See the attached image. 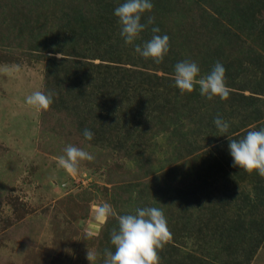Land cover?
Instances as JSON below:
<instances>
[{"label": "rangeland", "instance_id": "obj_1", "mask_svg": "<svg viewBox=\"0 0 264 264\" xmlns=\"http://www.w3.org/2000/svg\"><path fill=\"white\" fill-rule=\"evenodd\" d=\"M157 1L0 0V264H264V0Z\"/></svg>", "mask_w": 264, "mask_h": 264}, {"label": "trees", "instance_id": "obj_2", "mask_svg": "<svg viewBox=\"0 0 264 264\" xmlns=\"http://www.w3.org/2000/svg\"><path fill=\"white\" fill-rule=\"evenodd\" d=\"M144 1H145V4H143L142 7L147 11V12H145L146 14L145 13L141 14V16H144V18H143V30H144V32L146 34L149 33L152 36H156V35L162 34L164 26H165V21L163 20V16L162 15L160 16V13H157V11H158L157 7L160 6L158 4V1L157 0H144ZM235 1L236 0H234L233 2H232V0H209V3L212 5V9L214 11H213V13L209 12L207 17L204 18L205 22L203 24V27L207 28V25H209V23L210 24H214V23L218 22L220 24V22L217 20V18L215 16L218 14L219 17L222 18L221 13L224 14V12H228V10H230L232 8L233 3L236 4ZM230 6H231V8H230ZM237 9H239V8H237ZM234 10H235V8H234ZM245 10H244V13H245ZM242 12H243V10H242ZM238 17H239V15H237L236 19ZM220 26H222V25L220 24ZM183 28H184L183 31L186 34L189 35V37H187V39L189 41H191V43L194 42V41H196L198 43L201 40L202 35H200V33L199 34L195 33L194 29L190 25L187 26L185 24V26ZM192 30H193V32H192ZM231 40H233V39H231ZM230 41L228 39L226 40V43L230 44V47L232 49L230 55L238 54L239 57L246 58L245 55L240 52L243 49V46L241 45V42L239 40L238 41H234L233 40L231 42ZM104 59L106 61H109V60L106 59V57H104ZM230 65L231 64L227 61L225 67H227V66L229 67ZM102 66L105 67L104 72H105L106 76L111 80V82H114L116 80V78H117V75H112L111 76V69L114 68V67L113 66L111 67L110 65H105V64H103ZM232 67H235V59H233V63L231 65L230 69ZM120 79L122 80V78H120ZM161 83H162V80H161ZM146 90H147L146 92H151L148 95L150 97L153 94L156 93V88L152 87V86H149ZM146 92H144V93H146ZM163 93H164L163 95L160 94V96L157 97L156 103H154V102L152 103L151 100H150V97L148 98V96L143 98V99H149L150 100V101H148V100H144V101L148 102V105L151 106L150 107L151 109L150 108L149 109L146 108V106L144 105L143 109L141 110L140 113H139V111H136L134 113H130V115H128V116H125L124 114L122 115L121 121L127 123L126 124L127 125L126 129L129 128L127 130L128 132H126L129 135L125 136V138L127 140H129V141H131L133 143H136V142H134V137L131 134V132L136 134V129H139V128L142 129L143 128L142 121L144 119V117H143L144 114L146 115L148 113H154L157 116L161 117L162 115H164V112L166 111L165 115L170 116V114L174 110V107L177 108L178 104L175 102V100L179 96L180 92L176 91L175 88H173V90L170 89L169 91L167 90L166 92H163ZM165 95H166V97H165ZM153 106H154V108H153ZM156 112H160L159 114L161 116L158 115V113H156ZM177 114L178 113L173 114L170 117L174 118L175 115L177 116ZM112 119L116 120L115 118H112ZM163 121H165V119H163ZM197 125L198 124H195V126H197ZM167 126H170V123H167ZM131 146H133V145H131ZM263 173H264V170L260 171V172H255V175H256V177H262ZM237 178H238L239 181H241V183L244 181V178H243V176H241V174H237Z\"/></svg>", "mask_w": 264, "mask_h": 264}]
</instances>
